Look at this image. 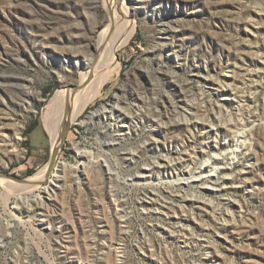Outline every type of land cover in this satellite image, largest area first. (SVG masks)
Wrapping results in <instances>:
<instances>
[{"label": "rangeland", "instance_id": "374dc122", "mask_svg": "<svg viewBox=\"0 0 264 264\" xmlns=\"http://www.w3.org/2000/svg\"><path fill=\"white\" fill-rule=\"evenodd\" d=\"M94 2L0 0V173L26 179L48 164L46 131L48 153L34 159L28 129L77 81L73 62L106 16ZM127 2L119 71L60 147L78 170L55 171L46 200L18 210L0 184V264H264V0ZM115 95L116 129L105 116L89 122ZM243 130L248 144L216 176L169 182L228 156Z\"/></svg>", "mask_w": 264, "mask_h": 264}, {"label": "bare ground", "instance_id": "6f19581e", "mask_svg": "<svg viewBox=\"0 0 264 264\" xmlns=\"http://www.w3.org/2000/svg\"><path fill=\"white\" fill-rule=\"evenodd\" d=\"M127 1L128 0H100L98 2L95 0L94 4H92L94 5L93 8L102 6L106 12V16L103 22L100 23V27L97 29L95 27L96 31L94 34L96 37H91L92 49H88L85 52L83 59L78 58L74 60L73 65H75V69L78 71L77 81L73 82L74 84L65 85L57 90L46 103L45 112L41 117L45 131L49 137L50 148L55 155V163H53V165L47 164L43 166L35 174L24 179L23 182H15L9 178L0 176V184L3 188L1 199L5 205L10 196L14 197L15 209L17 208V210L18 206H22L23 208L25 206L31 207L33 203L41 204L42 201L46 200V198L44 199V195L47 194V196H49V193L54 191L53 189L57 188L60 182L62 176L56 174L55 171L60 169L63 173L67 170H78V166H73L58 160V154L62 144V131L64 126L69 127L74 123L75 119L83 113L86 107L101 95L105 85L111 80L113 75L118 73L119 63L117 53L122 47L129 43L133 34V21L129 18L130 8L133 9V6L131 7ZM93 11L95 12L94 9ZM95 15L96 14H93V18H96ZM94 22L95 20L91 24L93 30ZM113 100L112 106L101 105L94 113L91 112L89 122H92L95 117L100 116L102 118L105 116L106 125L111 129H116L115 125H111V122L114 120V106L118 101L116 95L113 97ZM26 105L28 106L29 104ZM179 121H184L186 123L184 118H180ZM123 130L126 131L123 134L124 136L130 134V128H125ZM249 135V131L246 132L243 130L240 132V136H238L239 142H236V149L228 152V156L221 155V159L212 158L211 161L206 162L204 170L198 172L196 176H190V174L186 178H179L177 176L169 182L176 183L185 181L188 184L189 180H192L194 177L202 181L203 178H208L212 175L216 176L218 172H221L220 166L225 165L223 164L225 161L230 162L227 165H231V162L238 159L241 152L240 148L248 144L247 137ZM17 140H20L19 136H17ZM4 142H6V140ZM13 152L17 153L18 151L14 149ZM75 153L80 160L87 157L88 164L94 163V157L91 151L76 149ZM57 161L56 167L55 164ZM104 164L107 171H111L107 163L104 162ZM54 166L56 170H54ZM50 176L52 179H49ZM135 178H140V176ZM171 178L172 176H170L169 179ZM44 182L49 184L47 186H42ZM137 182L139 183V181ZM156 184L161 185L160 181H157ZM36 191H39V193L36 194ZM19 224H23L22 221H19ZM14 226H16V224H14ZM141 235V238H146V233L144 231ZM31 245L30 242L26 243V250H28L30 254L32 252ZM39 262V264H44L42 261ZM162 264L170 263L163 262Z\"/></svg>", "mask_w": 264, "mask_h": 264}, {"label": "crops", "instance_id": "0c3cea01", "mask_svg": "<svg viewBox=\"0 0 264 264\" xmlns=\"http://www.w3.org/2000/svg\"><path fill=\"white\" fill-rule=\"evenodd\" d=\"M44 130H45L44 127H42L40 124H33L30 127V130L27 134V137H26L27 144L26 145H27V148L31 152V157H33L34 159L35 158L41 159L43 158V156H46L48 153L49 145H48L47 139L45 138ZM38 133L40 137L45 140L46 144L44 146L39 145V146L33 147L31 146V138L33 137L34 134L36 135Z\"/></svg>", "mask_w": 264, "mask_h": 264}, {"label": "water", "instance_id": "95a60500", "mask_svg": "<svg viewBox=\"0 0 264 264\" xmlns=\"http://www.w3.org/2000/svg\"><path fill=\"white\" fill-rule=\"evenodd\" d=\"M87 119V117H86ZM67 130H68V127L64 126L63 128V131H62V137H61V141H63L66 137V134H67ZM49 165H53V163H55V155L54 153L52 152L51 148H50V154H49V158H48V162H47ZM57 163L58 161L56 162V167H57ZM54 170L55 169V166H54ZM0 176L2 177H6V178H9L15 182H23L24 179H19V178H16V177H13V176H9V175H6V174H3V173H0Z\"/></svg>", "mask_w": 264, "mask_h": 264}, {"label": "trees", "instance_id": "16d2710c", "mask_svg": "<svg viewBox=\"0 0 264 264\" xmlns=\"http://www.w3.org/2000/svg\"><path fill=\"white\" fill-rule=\"evenodd\" d=\"M35 124H36V123H35ZM28 130H30V128H29Z\"/></svg>", "mask_w": 264, "mask_h": 264}]
</instances>
